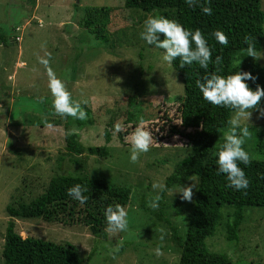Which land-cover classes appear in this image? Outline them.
Instances as JSON below:
<instances>
[{
  "label": "rangeland",
  "instance_id": "rangeland-1",
  "mask_svg": "<svg viewBox=\"0 0 264 264\" xmlns=\"http://www.w3.org/2000/svg\"><path fill=\"white\" fill-rule=\"evenodd\" d=\"M88 6L112 8L107 42L98 41L78 25ZM151 15L157 13L126 8L124 0H0V264H4L2 250L9 219L6 206L30 201L60 173L105 175L129 184L127 231L99 238L78 221L81 214L76 211L69 219L55 222L16 217L15 229L23 237L74 243L82 264H178L181 252L171 226L183 231L196 186L191 200L181 199L179 193L171 195L170 190L178 187L165 195L152 187L153 182H165L190 147L185 137L171 129L177 125L183 130L181 77L162 59L165 50L148 45L139 35L143 21ZM262 46L264 52V40ZM45 53L50 54V67L64 78L72 98L87 101L82 104L86 120L54 114L45 69L38 62ZM252 59L264 72V56ZM139 119L152 132L154 146L131 162L126 132H115L114 124L119 122L131 132ZM240 122L241 127L249 128L243 147L250 158L264 160V134L262 144L252 135L254 129L264 132V108L251 109L249 118L242 116ZM66 126L79 129L85 146L103 144L108 129L110 155L69 153ZM191 183L188 180L185 185ZM157 192L158 207L162 202L170 205L162 217L169 222L144 208ZM230 211L226 208L223 213ZM244 213L237 240H228L221 225L206 238V246L228 255L232 264H264V207H247ZM118 240L124 247L114 251Z\"/></svg>",
  "mask_w": 264,
  "mask_h": 264
},
{
  "label": "trees",
  "instance_id": "trees-1",
  "mask_svg": "<svg viewBox=\"0 0 264 264\" xmlns=\"http://www.w3.org/2000/svg\"><path fill=\"white\" fill-rule=\"evenodd\" d=\"M206 0H198L189 8L184 0H124L126 8H138L144 12H156L159 16L176 20L190 31L199 29L207 39L212 50V57L207 70L197 64L179 66V58L173 60L172 67L178 72L183 83L181 95L180 118L183 130L179 126L171 127L173 132L185 137L190 147L188 153L174 165L173 172L166 177L165 195L172 188L185 185L188 177L198 178L195 197L185 214V226L179 232L176 225L171 226L174 239L180 247L178 264H232V259L224 254L214 252L206 246V238L214 235L223 225L228 240H237L239 231L245 222L244 210L247 207H264V160L250 158L248 165L241 164L249 179L247 189L235 190L226 187L224 174H217L216 151L222 143L220 133L228 131L233 109L211 105L203 99L195 81L208 72L226 75L235 71H248L256 77L248 80L249 87L255 90L259 85L264 88V72L261 65L246 54L244 36L253 38L258 51L263 47L264 9L262 0H207L212 9L211 15L201 11ZM110 6H88L78 25L91 33L100 42H107L111 37L109 31ZM221 30L228 39L227 45L219 44L212 33ZM163 34H160L162 39ZM3 43L7 39L2 36ZM219 57V61H216ZM240 61V63H238ZM264 108V96L258 106ZM191 128V131L187 129ZM66 132L68 127L66 126ZM239 131V130H238ZM255 138L262 144L260 137L263 130H252ZM105 142L101 145L85 146L79 135L65 133L66 148L73 155H110L109 143L112 140L108 129L104 132ZM74 159L77 163H81ZM86 184L89 188L88 200L83 204L67 195V188L76 184ZM132 187L127 183L115 182L105 175H88L81 173H60L53 176L46 189L30 201H19L16 205L8 204L6 211L9 219L4 236L2 256L4 264H82L79 248L69 241L54 242L34 236L23 237L15 229V218H42L45 221H64L78 211V221L86 223L93 235L107 238L104 209L119 203L125 207L131 201ZM170 205L163 203L160 207L144 206L157 218L164 217ZM231 211L224 214V210ZM68 216V218L66 217ZM66 217V218H65ZM124 246L121 248L123 249Z\"/></svg>",
  "mask_w": 264,
  "mask_h": 264
},
{
  "label": "clouds",
  "instance_id": "clouds-1",
  "mask_svg": "<svg viewBox=\"0 0 264 264\" xmlns=\"http://www.w3.org/2000/svg\"><path fill=\"white\" fill-rule=\"evenodd\" d=\"M184 3L192 8L198 0H184ZM201 11L206 15H211L212 9L207 6V0L201 6ZM163 34V39L160 34ZM140 38L148 45L163 49L162 59L168 63H172L174 59L179 58V66L197 64L201 69L207 70L212 57V50L207 39L201 34L199 29L190 31L176 20L166 18L159 15L148 16L143 21V29L139 33ZM215 40L221 45H227L228 39L221 30L212 33ZM244 42L246 46V54L254 59L264 56V52L258 51L255 47L254 40L251 36L245 35ZM216 57V61H219ZM39 64L44 66L47 76V87L51 94V108L54 114L62 118H73L75 120H86L87 114L82 104L87 101H77L72 98L71 92L67 89L64 78L58 76L50 67V54L45 53L44 56L38 57ZM240 63V61L238 62ZM255 80L248 71H235L231 74L221 75L214 71L206 72L202 78L195 81L196 87L199 89L204 100L211 105L230 107L234 110L235 116L228 123L230 128L224 132L222 143L217 146L216 165L217 174H224L227 181L226 187L235 190L247 189L249 179L244 169L240 166L248 165L250 161L249 153L243 147L245 138L249 136V128L245 125L241 127L240 117L249 118L250 110L258 106L261 97L264 96V88L259 85L255 90L249 87L247 81ZM43 97L40 98L43 101ZM181 125V119H180ZM239 129V131H237ZM114 131L117 133L126 132L124 139L130 145L129 159L135 162L141 153L149 151L154 146L153 134L146 126L143 119H139L131 132H127L126 128L119 122L114 124ZM67 135H79V129L70 127L67 129ZM192 181L191 184L181 185L175 190H170L171 195L179 193L183 200L192 199L193 187L197 186V181L193 176L188 177ZM153 189L160 192L166 190V185L162 182H153ZM67 195L73 200L83 204L88 200L89 188L86 184L76 183L67 188ZM160 200L159 192L148 202L152 208L158 207ZM128 212L125 207L119 203L110 204L104 209V218L106 221L105 231L109 237L118 233L127 231ZM122 245V241L116 243L114 251H118ZM159 254V248L156 249Z\"/></svg>",
  "mask_w": 264,
  "mask_h": 264
}]
</instances>
